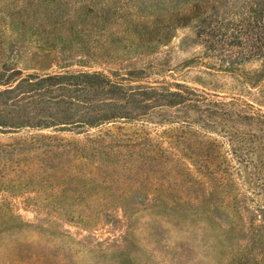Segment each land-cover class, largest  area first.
<instances>
[{
	"label": "rangeland",
	"instance_id": "obj_1",
	"mask_svg": "<svg viewBox=\"0 0 264 264\" xmlns=\"http://www.w3.org/2000/svg\"><path fill=\"white\" fill-rule=\"evenodd\" d=\"M259 49L264 0H0V68L8 70H43L53 61L73 71L145 70L152 85L180 83L264 113V58L253 56ZM233 129L264 143L260 125L243 120ZM108 131L118 135L105 142L111 148L91 150L87 141ZM171 134L180 135L176 124L156 120L119 122L90 135L0 133V159L13 161L0 165V210L45 227L44 241L59 256L47 257L51 264H264L253 255L254 235L238 224L264 209L253 170L243 167L240 175L228 137L206 133L228 167L224 198L194 158L176 161L178 145L163 140ZM37 135L65 146L46 156L12 148ZM235 143L244 160H258L247 151L249 140ZM185 196L205 199L182 208L177 201ZM216 203H227L228 214ZM227 217L230 225L222 222Z\"/></svg>",
	"mask_w": 264,
	"mask_h": 264
},
{
	"label": "trees",
	"instance_id": "obj_2",
	"mask_svg": "<svg viewBox=\"0 0 264 264\" xmlns=\"http://www.w3.org/2000/svg\"><path fill=\"white\" fill-rule=\"evenodd\" d=\"M253 56L264 58V51L259 49ZM53 67L57 70H52ZM146 75L145 70L112 74L73 71L70 65L59 61L51 62L43 70L0 68V133L68 131L77 135H90L93 130L119 122L148 123L156 120V123L176 124L180 135L176 137L171 134L163 139L170 146L178 145V149L175 148L176 161L180 162L182 156L194 158L193 165L198 173L208 178L209 182L214 181L215 184L210 183L211 189L220 192L225 198L229 196L228 184L225 183L228 167H222L225 163L219 159L221 156L216 151L218 145L206 137V133L218 130L223 133V137H228L234 147L233 154L239 158L237 169L240 175L244 172L243 167L251 168V178L264 191V143L259 144L254 135L246 137L239 130L233 129L237 122L243 120L251 126L264 127V113L261 109L241 99L227 101L218 95L202 93L180 83L152 85L145 82ZM259 77L255 76L254 82ZM117 137L108 131L92 136L87 142L91 150L100 151L106 147L110 149L111 146L105 142L117 141ZM237 140H249L253 144L249 145L247 151L250 156L258 158L256 162L252 159L244 160V153L235 148ZM140 145L144 146L145 143ZM63 146L65 144L57 145L50 136L37 135L12 148L17 147L16 151H21V148L42 149L41 154L46 156L52 148L63 150ZM154 148L155 145L150 146L148 155H152ZM64 153L70 155L67 150ZM81 158L89 159L83 155ZM161 159L172 161L165 154ZM12 162L10 158L5 161L0 159V165ZM204 199L185 196L178 199L177 203L183 208L190 203L199 204ZM215 205L228 214L227 203ZM18 217L11 211L0 210V257H7L2 264H51L47 262V257L59 256L51 252V245L44 241L47 231L45 227H36ZM222 222L230 225L232 221L227 217ZM238 224L242 228L245 226L246 231L255 237L252 244H258V251L253 253L254 257H264V209L255 218L254 215L239 218Z\"/></svg>",
	"mask_w": 264,
	"mask_h": 264
}]
</instances>
